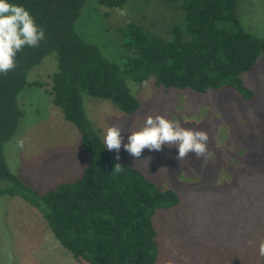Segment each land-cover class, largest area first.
<instances>
[{"label": "rangeland", "instance_id": "obj_1", "mask_svg": "<svg viewBox=\"0 0 264 264\" xmlns=\"http://www.w3.org/2000/svg\"><path fill=\"white\" fill-rule=\"evenodd\" d=\"M155 7V0H129L124 10H108L90 0L76 32L124 66V44L130 37L127 30L120 36L118 27L152 16ZM238 14L246 31L264 39V0H239ZM57 70L52 55L29 72L28 82L42 86L27 87L20 94L25 115L4 152L10 171L40 194L76 181L91 162L79 131L52 102L51 76ZM243 78L256 93L254 101L234 90L166 89L153 77L145 84L128 81L141 104L133 115L110 100L84 93L88 116L103 141L109 126L115 125L127 143L149 115L176 118L183 127L208 133L213 155L207 160L191 153L178 160L176 147L167 144L161 151L144 149L139 158L123 146L119 153L110 151L180 197L178 206L154 216L159 242L155 264H264L258 251L264 242V61ZM8 185L0 181V188ZM0 259L2 264H79L38 209L8 196L0 197Z\"/></svg>", "mask_w": 264, "mask_h": 264}, {"label": "trees", "instance_id": "obj_2", "mask_svg": "<svg viewBox=\"0 0 264 264\" xmlns=\"http://www.w3.org/2000/svg\"><path fill=\"white\" fill-rule=\"evenodd\" d=\"M89 1L10 0L30 11L46 38L18 53L14 70L0 74V181L10 184L0 188V197H20L38 209L79 264H155L159 242L154 216L178 206L180 197L105 149L84 93L110 100L128 115L141 106L128 81L145 84L152 77L166 89L234 90L254 101L256 93L243 77L264 61V39L243 27L239 0H155L152 16L118 27L120 36L127 30L130 37L122 66L76 32ZM96 1L108 10H124L129 2ZM52 55L58 63L51 76L52 102L79 131L91 162L76 181L40 194L10 171L4 152L25 115L20 94L42 86L30 84L28 74Z\"/></svg>", "mask_w": 264, "mask_h": 264}, {"label": "clouds", "instance_id": "obj_3", "mask_svg": "<svg viewBox=\"0 0 264 264\" xmlns=\"http://www.w3.org/2000/svg\"><path fill=\"white\" fill-rule=\"evenodd\" d=\"M45 31L37 25L33 15L23 5L0 0V74H6L17 66V54L25 48H36L45 40ZM121 128L109 126L104 136L105 149L119 153L122 146L134 158H139L144 149L161 151L164 145H174L177 159L182 160L190 153L197 159H210L207 132L183 127L176 118L147 116L143 126L131 133L127 143L123 142ZM119 158V157H117ZM121 167L119 164L115 168ZM259 255L264 257V242L259 244ZM12 257H9V261Z\"/></svg>", "mask_w": 264, "mask_h": 264}]
</instances>
